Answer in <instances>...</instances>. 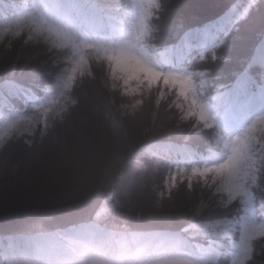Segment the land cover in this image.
I'll use <instances>...</instances> for the list:
<instances>
[{"label": "trees", "instance_id": "1", "mask_svg": "<svg viewBox=\"0 0 264 264\" xmlns=\"http://www.w3.org/2000/svg\"><path fill=\"white\" fill-rule=\"evenodd\" d=\"M200 1L206 9L189 7ZM162 2L166 11L159 20L148 14L151 0L145 6L138 42L149 55H163L156 60L161 71L187 68L197 100L212 109L220 107L214 98L237 83L264 106V0ZM134 11L133 0H0V197L9 181V158L49 152L56 143L55 153L64 155L62 144L92 110L100 129L121 145V153L101 166L102 179L84 211L64 217L54 205L18 226L0 225V264H102L81 255L71 235L96 227L109 233L120 254L103 264H165L174 258L210 264L219 255L200 245L234 226L221 218H235L239 209L226 210L221 197L201 183V175L210 180L211 174L193 170L220 163L232 132L215 123L193 131L177 107L186 102L178 87L157 90L160 80L130 78L108 56L116 38L130 32ZM142 117L145 125L136 138L130 136ZM135 191L136 206L129 208L126 201ZM257 195L264 197V179ZM143 200L154 212L146 218ZM178 202L179 208L172 207ZM41 235L67 247L33 259L27 245ZM262 237L264 231H257L248 241L254 264H264ZM176 242L181 246L173 248ZM194 246L204 255L194 256ZM238 253L233 250V260Z\"/></svg>", "mask_w": 264, "mask_h": 264}, {"label": "bare ground", "instance_id": "2", "mask_svg": "<svg viewBox=\"0 0 264 264\" xmlns=\"http://www.w3.org/2000/svg\"><path fill=\"white\" fill-rule=\"evenodd\" d=\"M206 6V1H200L191 3L189 7L196 10V7L206 9ZM102 95V92L96 94L97 99ZM135 122L130 129V136L136 138L146 123L145 117ZM78 124L75 131L78 133H73L65 141L70 144L64 155L55 153L58 148L56 143L49 152L33 156L29 154L30 151L17 152L7 160L5 168L15 167L20 179L14 190H8L7 185L4 187L0 197L1 226H18L40 216L54 205H60V216L73 217L77 211L73 208L82 207L85 198L92 197L102 179L101 166L112 157V151L121 145L114 142L117 140L115 137L100 129L98 118L93 114L91 117L84 116ZM141 205L147 210L146 200ZM180 205L178 202L172 207L179 208Z\"/></svg>", "mask_w": 264, "mask_h": 264}, {"label": "snow or ice", "instance_id": "3", "mask_svg": "<svg viewBox=\"0 0 264 264\" xmlns=\"http://www.w3.org/2000/svg\"><path fill=\"white\" fill-rule=\"evenodd\" d=\"M148 8V14L154 20H159L166 11L162 0H151ZM261 39L264 40V35ZM137 59L149 73L178 81L186 91L192 93L184 105L178 104L177 107L182 112V119L190 123L193 131L206 124L202 115L195 117L193 115L194 111H202V105L196 98L191 76L181 72H162L150 61L139 57ZM213 59L216 60L217 57L214 56ZM257 123L264 125V115H259L251 121L247 134L231 146V154L225 160L219 164L205 165L203 169L193 170L211 174L210 180L207 175H201V183L217 197H221L219 202L222 205L227 204L226 210L230 211L234 206L239 209V214L235 218L231 215L221 218L230 221L234 226L225 227L219 236L206 239L200 245L218 250L219 255L210 264H220L222 257L229 258L228 264H250V262L254 264L253 257L250 259L248 255L250 251L248 241L254 232L264 231V197L257 195L261 180L264 179V127L257 130ZM254 130L257 134H254ZM189 179H194V176L189 174ZM258 220L260 223H257ZM234 249H239L235 260L232 259ZM192 254L204 255L195 246ZM261 255H264V250L261 251ZM165 264H200V262L178 259L167 261Z\"/></svg>", "mask_w": 264, "mask_h": 264}, {"label": "rangeland", "instance_id": "4", "mask_svg": "<svg viewBox=\"0 0 264 264\" xmlns=\"http://www.w3.org/2000/svg\"><path fill=\"white\" fill-rule=\"evenodd\" d=\"M138 2V10L137 12L139 13L141 11V5L143 0H137ZM135 23L137 24V28L140 27V19L139 18H135ZM88 38H90V34L87 33L86 35ZM133 40H132V47H131V37H128L125 42H121L119 46H114L111 49V52L109 54L110 57H112L114 60H116V64L117 66H119L120 68H123L124 70L128 67H132L135 69V71L131 74H128L130 78H133L135 76L141 75L143 73V75H145V77H147L148 79H150L151 81H154L163 77V82L164 84L169 83V84H173V85H178L179 87V92L182 95L183 98H185V100H187V98L189 97V91H186L180 82L178 81H173L171 79H167L164 76H160V75H155V77L153 78L150 73L148 71H146L144 69V66L140 63V61L137 59L142 58V59H146L148 60V56L143 53L141 50H139L138 46L136 45V41L138 38H136V36H132ZM129 48H132L131 51V56L133 55L134 57H136V61L134 60V62L137 64H133L130 60V56H129ZM177 72H181L184 73L183 71H177ZM185 74V73H184ZM188 76H191L190 74H185ZM192 78V76H191ZM245 86L244 84H237L235 86L236 91L233 95H235L233 97V99L231 100L230 103V110L229 112H225L224 114H229L230 117V122H237L239 121L241 118H243V116H245V112H247L248 110L255 108V106L258 104L257 102H255L254 104H249V103H245V107L241 106L240 104L244 103L247 93L245 92ZM194 107V106H193ZM208 108H206L205 106L202 105V111H194L193 114H195V116L197 115H202L205 119V121L208 123L210 118V112L207 111ZM92 113L95 114L94 110H92ZM259 115H264V112H261L259 114L256 115V117H253V120L256 119ZM243 123V122H242ZM242 123H237L236 126L237 127H241V128H245L242 126ZM227 127H230L229 123H226ZM77 132H74V134H77ZM80 133V132H79ZM73 134V135H74ZM238 134V133H237ZM72 135V134H71ZM75 137V136H72ZM238 140H241L240 138H238V136H236L235 134L232 137V141L229 147V154L226 155L225 159L231 154V146L235 143H237ZM123 141V140H122ZM114 142H117V140H114ZM70 144V142L62 144V146L67 147ZM121 148L117 147L114 149V151H112V155L115 154V152H119L121 153V151H119ZM117 152V153H118ZM111 155V156H112ZM111 158V157H110ZM108 160V159H107ZM1 170V168H0ZM14 168L9 170V181L8 179L5 180L6 183V188L8 190H14L16 188L14 181H17V176L14 175ZM1 176V173H0ZM1 192V190H0ZM4 192V190L2 191V193ZM134 195V196H133ZM139 192L135 191V194L133 193L131 198L126 201V204L129 206V208H135L136 206V198L138 197ZM89 199L85 198L84 201V205L82 207H78V208H73V210H81L84 211V209L88 206V201ZM78 206V204H77ZM140 206V205H139ZM60 207V205L58 206ZM61 208V207H60ZM81 208V209H79ZM139 208V207H137ZM140 208L143 210V214L144 217H149L150 215L154 214L153 209H151L150 206H148L147 210H145L144 208H142L140 206ZM174 212V211H173ZM171 213V212H170ZM164 216H167L164 215ZM73 234V233H72ZM74 237L75 240L78 244L81 245V252L83 254H86L87 256H89V259L91 261V263H104V261L107 262L106 258H116L118 257L120 254H115V250H117L116 246L113 244V242L109 239H107V234H105L104 232L102 233L101 230L99 229H94L91 231L85 230V232H75L74 233ZM56 238H52V239H47V237L45 236H41L38 237L34 240V242H31V244L27 245V250H28V255L33 258L36 259L37 257H41L44 253L51 251L53 253V251L57 250L59 252H61L65 246V244L61 243V242H56L54 243V241H56ZM180 243L176 242L174 243L173 247H179Z\"/></svg>", "mask_w": 264, "mask_h": 264}, {"label": "clouds", "instance_id": "5", "mask_svg": "<svg viewBox=\"0 0 264 264\" xmlns=\"http://www.w3.org/2000/svg\"><path fill=\"white\" fill-rule=\"evenodd\" d=\"M126 73H128V74H131V73H133L134 71H135V69L134 68H132V67H128V68H126L125 70H124ZM150 75L154 78L155 77V73H150ZM143 78V73L141 74V79ZM134 83H135V81H134ZM143 87H147V83L145 82V84L144 85H142ZM155 88L157 89V90H161V91H171V92H174L175 91V89H171V88H165V86H164V84H163V80H160V81H158L156 84H155Z\"/></svg>", "mask_w": 264, "mask_h": 264}]
</instances>
